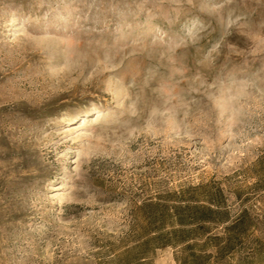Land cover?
<instances>
[{"label": "rangeland", "instance_id": "374dc122", "mask_svg": "<svg viewBox=\"0 0 264 264\" xmlns=\"http://www.w3.org/2000/svg\"><path fill=\"white\" fill-rule=\"evenodd\" d=\"M196 187L264 242V0H0V264H179L134 217Z\"/></svg>", "mask_w": 264, "mask_h": 264}, {"label": "trees", "instance_id": "16d2710c", "mask_svg": "<svg viewBox=\"0 0 264 264\" xmlns=\"http://www.w3.org/2000/svg\"><path fill=\"white\" fill-rule=\"evenodd\" d=\"M202 187L150 198L139 208L135 228L139 243L127 251L136 261L156 249H178L179 264H260L264 242L247 209L232 216L217 194ZM193 191H196L193 194ZM204 193V192H203Z\"/></svg>", "mask_w": 264, "mask_h": 264}]
</instances>
